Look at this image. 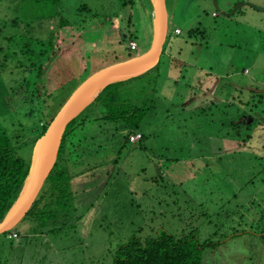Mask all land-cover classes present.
Here are the masks:
<instances>
[{
  "label": "rangeland",
  "instance_id": "obj_1",
  "mask_svg": "<svg viewBox=\"0 0 264 264\" xmlns=\"http://www.w3.org/2000/svg\"><path fill=\"white\" fill-rule=\"evenodd\" d=\"M167 5L172 50L162 55L156 67L124 86L125 91L141 85L157 87L158 93L152 89L149 95L154 100L160 93L165 95L158 100V109L144 115L139 132L147 137L124 144L119 126L123 122L102 120L91 125L96 138L90 143L109 147L104 153L91 143L87 154L78 149L69 158L75 182L71 184L73 210L50 220L41 233L31 232L35 223L29 216L10 233L1 234V264H113L119 244L141 228L145 237L161 227L176 234L196 229L201 241H224L205 250L203 264H264L261 232L227 238L237 230H264L262 222H257L264 210V173L259 172L264 160L251 165L248 159L251 147L257 149L264 142V0H167ZM58 8L74 27L59 30L55 39L58 21L46 18L32 23L33 36L58 43L42 80L37 71L25 75L14 68L13 75L8 71V77L0 81V98L8 93L17 108L32 101L42 124L48 126L83 80L130 53L145 52L154 35V12L149 15L141 0L124 8L115 0H60ZM29 11L33 13L23 0H0V47H10L12 65H23L27 49L24 52V46L16 45L17 53H13V45L3 38L18 31L9 28L16 17L23 21L18 29L30 31L25 18ZM100 23L117 28L120 40ZM176 28L182 33L175 34ZM132 41L139 44L138 50L130 49ZM76 42L78 52L73 48ZM3 54L1 59L7 62ZM24 76V82L12 80ZM174 80L179 84L174 86ZM188 83L196 89H189L179 104L167 97L174 89L185 94ZM11 84L16 90L10 89ZM141 99L139 92L132 96L134 102ZM228 103H233L229 116H241L239 108L248 113L245 126L251 127L239 140L247 133L255 135L248 143L242 140L250 147L240 146L225 133ZM113 132L116 140L110 143L107 139ZM116 155L118 161L113 162ZM156 175L163 178L155 179ZM232 190L238 196L228 205ZM238 203L248 206L236 210ZM228 211H235L229 220ZM219 221L226 222L218 226Z\"/></svg>",
  "mask_w": 264,
  "mask_h": 264
},
{
  "label": "trees",
  "instance_id": "obj_2",
  "mask_svg": "<svg viewBox=\"0 0 264 264\" xmlns=\"http://www.w3.org/2000/svg\"><path fill=\"white\" fill-rule=\"evenodd\" d=\"M23 1H25L27 6L33 10V13L29 11L31 14H27L25 16L26 20H28L26 21L27 25H29V27L31 26L32 29L30 28V31L28 30V32H25V30L21 32L19 30V26L20 21L22 20L20 17H16L14 19L12 28H9L17 29L18 31H14L10 33V35H5V38L3 39L6 40L8 38L7 40L8 42H10L9 46L13 45L11 47L12 50L16 47V45H18L19 47L24 46V52L27 49V53H25L27 54L26 60H24L22 66L19 63L16 65H12L11 61L13 60V55H11V58H9L10 55L8 54V50L10 47L8 46L9 48H7L4 45L1 46L0 51L4 54L0 53V81L3 80V78L8 77V71L11 75H13L14 72H16L14 68H20V72L25 73V75L26 72H29L30 70H32L31 72L37 71L38 80H42L43 76H45L48 68V65L46 66V63L47 61H49V59H51V57H53V55L56 54L58 43L47 41L44 38L35 37V35L33 36L32 34L34 33V29L32 23L34 21H40L46 18H50V21H58V30L55 33L54 39L59 34V30L68 26L74 27L72 26L73 24L70 21L65 19V17L62 15L61 10L59 11V8L58 10L56 9V6H60V0ZM115 1L121 2L123 8L126 6L133 7L137 3V0ZM141 3L145 7V10L148 11L149 15H151V12L153 11L151 0H141ZM36 10L45 11L46 13L40 14L38 11L36 12ZM2 28H0V34ZM121 40H126V34H123V38ZM16 41H18L17 44ZM34 45L36 49L34 48ZM172 48L173 44H171L168 38L164 45L163 54L168 50L170 52ZM12 52L17 53L16 50H13ZM2 54L4 55V58L6 57L5 60L7 62H4L3 59H1ZM21 54L25 55L24 53ZM130 56H132L131 53L129 54V57ZM23 68H25V70H22ZM145 73L108 84L99 93L95 100L91 104H89L68 125L67 130L63 136L58 160L51 174L46 180V184L48 183V185L46 189L41 191L32 208L23 219L25 220L29 216L34 219L35 225L31 229V232L41 233L43 229L48 225L50 220L57 219L62 212H70L73 210L72 207L74 205L75 191L72 189L71 184H75V182L74 177L69 169L70 166L68 165V160L71 157L73 158L72 154L77 152L78 149L81 150V154H87L88 150L86 149V147L90 146L91 143L93 145L97 144V141H93L90 143V140H94V138H96L95 134L91 135V131H93V133L95 132L91 125H94V123H99L102 120H106L108 123L115 122L117 123L116 125H118V122L121 121L123 122V124H119V126L123 128L124 144L128 142L136 143L131 141L130 136L132 134L140 133L139 131H141L140 128L143 120L145 119L144 115L146 111L153 108L158 109L160 107L158 100L160 99L162 101V97L165 98V95L162 93H160V96L157 95L155 100L153 97L151 98L149 96L152 92V89L157 92V87L147 88V86L141 85L137 90H135V88H131L130 91H125V85H127L131 80L143 76ZM25 78L26 76H24V78L12 80H23L22 82H24ZM172 83L174 84V86L179 84L178 80H174ZM13 85L14 84L10 85V89H12V91L16 90V86ZM194 86L195 85H193L192 83H188V89L185 90V94L181 93L178 89H174L173 93L170 94L172 96L167 95V97L169 96L171 98H174L178 102L183 98L185 99L186 93L189 89H196V87ZM136 92H139V95L142 98L139 102H134L132 100V96ZM6 94V98H0V221L3 219V217L6 215V213L18 198L21 189L30 173L34 155V148L37 140L42 134L45 133L48 126V124H42V119L36 112V108L32 101L27 100V103L29 104L17 108L13 98H11L8 93ZM128 94L129 97H127ZM170 100L172 101L171 103L173 105L177 103L172 99ZM240 102H243V100ZM177 104H179V102ZM180 105L182 109H184L183 103H181ZM232 106L233 103H228L229 121L228 131H226L225 133L228 135V138L237 139L240 146H246L248 143L247 141L254 140L255 138V135L247 133V137L245 139H242L247 142H245L246 144L244 143V141L242 142V140H239L242 137L243 131L248 132L250 130L251 126H245V124H248V121H245L244 119V115L248 113L246 112V110H242L241 108H239L237 111L239 113L242 112L243 116L236 115L235 117V114H233L234 116H229V109H231ZM248 106L249 108H251V104H249ZM171 108L172 107H169V109ZM91 109L96 110V112H93ZM97 109L103 111L104 115L98 114L99 112L97 111ZM249 111V113H251L252 109H250ZM116 128H118V126H116ZM221 131L223 130L221 129ZM140 134L142 135V137L138 141H140L141 139L144 140L147 137L146 133ZM109 135L110 136H108L107 140L110 143L115 142V133L113 132ZM263 145L257 147V149L251 147V150H249L251 153L248 154V159L251 160V165H255L256 162H261L262 160H264ZM98 147L103 148L102 144H97V148ZM108 147L109 146L103 148L102 152L105 153L106 151H108ZM97 148H95L94 150H96ZM27 150H29L28 154H26ZM118 153H121V149ZM118 156L119 155H116V157L113 158V162L115 159V162L118 161ZM85 171L86 170H83L81 173H84ZM259 172L264 173V168ZM158 178L161 179L163 177L156 175L155 179ZM252 180L245 183L244 185L250 184ZM241 188L239 190H241ZM234 191L235 190H232L231 196L227 200L228 205L232 203L233 198L238 196V193ZM247 206L248 205H242L239 203L235 205L236 210L240 209V207L244 208ZM234 212L228 211V220L231 218L230 213L231 215H233ZM221 215L218 214L219 217ZM240 216L244 217V215L242 214ZM225 222L219 221L218 226H220V223ZM257 222L258 224L262 222V224L264 225V210L260 216L259 221ZM253 228L255 227L253 226ZM13 230H9L3 234H8ZM248 232L254 234H258V232H261L258 235L264 238V230L250 231L248 229L234 231L230 233L227 238L230 239L232 237H238L240 234L242 235ZM223 242L224 241L222 240L215 241L213 239H205L204 241H201L198 232H196V229L191 231L182 230L180 233L176 234L166 228L161 227L153 235L144 237L143 229L141 228L136 234H133L127 242H123L116 247L114 251L113 264H203L205 250L208 248H216ZM1 263L2 261L0 260V264Z\"/></svg>",
  "mask_w": 264,
  "mask_h": 264
},
{
  "label": "water",
  "instance_id": "obj_3",
  "mask_svg": "<svg viewBox=\"0 0 264 264\" xmlns=\"http://www.w3.org/2000/svg\"><path fill=\"white\" fill-rule=\"evenodd\" d=\"M154 14V35L143 53L113 62L92 73L71 93L54 116L34 148L30 173L21 192L0 221V235L14 229L28 214L41 193L59 156L68 125L110 83L143 74L158 65L169 35L170 16L167 0H151ZM107 81V82H106Z\"/></svg>",
  "mask_w": 264,
  "mask_h": 264
},
{
  "label": "built area",
  "instance_id": "obj_4",
  "mask_svg": "<svg viewBox=\"0 0 264 264\" xmlns=\"http://www.w3.org/2000/svg\"><path fill=\"white\" fill-rule=\"evenodd\" d=\"M175 34L177 33V34H180L181 33V30L179 29V28H176L175 29V31H173ZM140 47H139V44L136 42V41H132V42H130V49L131 50H134V51H136V50H138ZM142 137V135L140 134V133H137V134H132L131 136H130V139H131V141L132 142H135V140L136 139H140ZM137 140V141H138Z\"/></svg>",
  "mask_w": 264,
  "mask_h": 264
},
{
  "label": "crops",
  "instance_id": "obj_5",
  "mask_svg": "<svg viewBox=\"0 0 264 264\" xmlns=\"http://www.w3.org/2000/svg\"><path fill=\"white\" fill-rule=\"evenodd\" d=\"M229 2V1H228ZM170 16V15H169ZM108 22V21H107ZM109 22H111V21H109ZM102 23H100V25H101ZM105 25H108V26H104V24H102V26H104L105 28H109V30H112L113 31V34L116 36V38L118 39V40H120V36L121 35H119V30H116L117 28H114V26L113 25H109L108 23H106ZM181 33H182V31H181ZM80 38V37H79ZM79 40V39H78ZM77 40V41H78ZM73 48H75L76 50H77V52H78V49H77V42L75 43V45H74V47ZM207 95H211V94H208L207 93Z\"/></svg>",
  "mask_w": 264,
  "mask_h": 264
},
{
  "label": "bare ground",
  "instance_id": "obj_6",
  "mask_svg": "<svg viewBox=\"0 0 264 264\" xmlns=\"http://www.w3.org/2000/svg\"><path fill=\"white\" fill-rule=\"evenodd\" d=\"M182 31V30H181ZM107 82V81H106ZM89 116V115H88ZM11 236V235H10Z\"/></svg>",
  "mask_w": 264,
  "mask_h": 264
}]
</instances>
